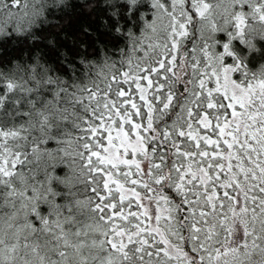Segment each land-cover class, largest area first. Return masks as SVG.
I'll use <instances>...</instances> for the list:
<instances>
[{"label": "snow or ice", "instance_id": "6c2138e0", "mask_svg": "<svg viewBox=\"0 0 264 264\" xmlns=\"http://www.w3.org/2000/svg\"><path fill=\"white\" fill-rule=\"evenodd\" d=\"M0 264H264V0H0Z\"/></svg>", "mask_w": 264, "mask_h": 264}, {"label": "trees", "instance_id": "16d2710c", "mask_svg": "<svg viewBox=\"0 0 264 264\" xmlns=\"http://www.w3.org/2000/svg\"><path fill=\"white\" fill-rule=\"evenodd\" d=\"M4 55L16 56V55H18V53L15 52V51H10V52H6V53H4Z\"/></svg>", "mask_w": 264, "mask_h": 264}]
</instances>
